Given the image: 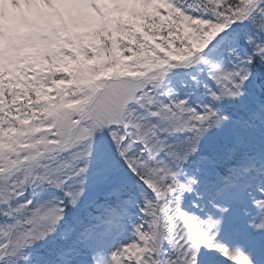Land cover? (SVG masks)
Wrapping results in <instances>:
<instances>
[{
  "label": "snow or ice",
  "instance_id": "obj_1",
  "mask_svg": "<svg viewBox=\"0 0 264 264\" xmlns=\"http://www.w3.org/2000/svg\"><path fill=\"white\" fill-rule=\"evenodd\" d=\"M0 264H264V0H0Z\"/></svg>",
  "mask_w": 264,
  "mask_h": 264
},
{
  "label": "trees",
  "instance_id": "obj_2",
  "mask_svg": "<svg viewBox=\"0 0 264 264\" xmlns=\"http://www.w3.org/2000/svg\"><path fill=\"white\" fill-rule=\"evenodd\" d=\"M57 87H64V86L63 85H57ZM49 92H52V89H49Z\"/></svg>",
  "mask_w": 264,
  "mask_h": 264
}]
</instances>
